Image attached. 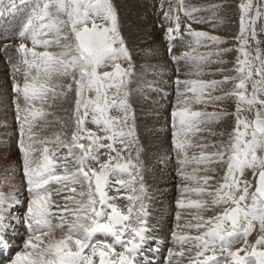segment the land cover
I'll list each match as a JSON object with an SVG mask.
<instances>
[{
	"label": "snow or ice",
	"instance_id": "snow-or-ice-1",
	"mask_svg": "<svg viewBox=\"0 0 264 264\" xmlns=\"http://www.w3.org/2000/svg\"><path fill=\"white\" fill-rule=\"evenodd\" d=\"M219 7L214 4L209 9ZM237 7L239 54L231 70L235 75L176 80L185 90L177 92L171 112L174 150L181 166L178 174L192 184L186 183L180 191L198 198L177 200L178 208L195 212L189 221L176 225L189 231L171 233L179 248H169L167 264H264V56L255 29L256 20L264 15V0H241ZM25 9L27 20L15 46L24 65V80L14 83L13 91L20 121L18 151L30 199L21 220L15 215L21 200L13 192L0 191V264H135L149 239L145 235L148 212L143 203L146 189L140 175L135 115L128 100L132 56L118 9L113 0H0V17ZM253 9L255 16L250 15ZM205 10L188 8L184 0H177V6L164 12L165 20L174 25L166 28L167 38L181 36V13L200 24L206 21L193 14ZM184 34L196 46L204 40L225 43L219 36L193 29L191 23L184 24ZM250 41L257 45L254 52L249 50ZM231 50L218 49L215 55ZM212 55L185 53L173 59L190 60L193 72L189 75L201 77L204 63H224L209 60ZM229 83V91L213 94ZM70 93V137L59 131L52 138L39 137L33 131L37 122L60 123L47 109L67 101ZM230 98L235 100L234 112L216 108ZM194 104L212 105L215 110L194 109ZM228 116L234 117V126L227 141H207L205 133L223 136L213 126ZM208 148L216 150L205 151ZM189 149H198L199 154L190 156ZM188 165L196 167L186 172ZM122 191L127 194L120 195ZM119 200L128 204L122 208ZM204 212L215 214L205 216ZM176 219H181L179 211ZM20 223L27 235L18 247L14 241ZM257 230L259 235L250 244L248 237ZM240 241L242 246L233 250L232 245Z\"/></svg>",
	"mask_w": 264,
	"mask_h": 264
},
{
	"label": "rangeland",
	"instance_id": "rangeland-1",
	"mask_svg": "<svg viewBox=\"0 0 264 264\" xmlns=\"http://www.w3.org/2000/svg\"><path fill=\"white\" fill-rule=\"evenodd\" d=\"M240 2L241 0H184V4L188 8L195 6L197 8L207 9L193 14L194 17L203 18L206 22L200 24L194 23L181 13V36L169 40L166 36V28L174 25L171 21L165 20L164 12L168 11L171 7L177 6V0H113V3L118 9L123 35L132 56L133 75L128 84V100L131 110L135 115L136 135L139 138V143L136 147L140 149V175L143 177L142 182L146 189V193L143 194V203L146 205L148 214L153 210L155 213L159 214V219H161L162 222L168 221L172 223L174 228L171 230V233L175 230L179 232L189 231L188 229L177 228L176 225L178 223L183 225L186 221H189L191 219L190 213L195 212V209L178 208L177 200L181 199L182 196L185 200L197 199L195 194H182L180 191L186 183L189 184V186L192 185L191 182L182 180L181 176L178 174V169H180L181 166L177 162L179 155L174 150V129L172 127L171 112L178 98L177 92L185 90L184 85H178L176 80L179 79L182 81L185 79L197 78L220 80L224 75H235L231 70L239 54L236 50L239 46V41L236 37L240 31V10L237 7ZM253 2L256 3L257 0H253ZM214 4L221 5V7L214 10L209 9V6ZM18 15L20 17V26L18 25L19 27L16 29L15 33H18L26 22L28 10L25 9L23 12H18ZM250 15L255 16V9L252 10ZM187 23H191L195 30L205 31L210 35L221 37L225 43L213 44L210 41L204 40L201 46H196L192 38L184 34V24ZM1 26V28H5L3 25ZM255 29L257 39L260 41L259 47L262 50L261 54L264 56V31H262V29H264V15L256 20ZM17 33L14 36L10 34V32L0 33V123H5V125L10 123V125L6 127L0 125V155L2 153V155H5V158L9 156L10 160H15L13 166L10 169L6 168L5 172L9 176H14L13 180L15 182L22 180V186L24 190L27 191V182H25L26 179L22 170L23 156L22 153L18 151L20 121L16 119L15 104L17 98L13 91L14 83H23L25 70L24 65L20 62V54L15 47L20 42V37ZM24 42L31 46L30 41L25 40ZM250 44L252 47L249 50L254 52L257 45L252 41H250ZM5 45H8V47H5ZM190 45L191 48L195 49L194 52L191 51ZM224 48L232 50L224 52L219 56L215 55L218 49ZM37 50L43 49L38 48ZM49 50L55 51L56 49L52 48ZM185 53H190L191 55H207L208 53H213V55L209 57V60H223L224 63H204L205 65L203 64L202 67L204 68L205 74L201 77H196L194 75H189V73L193 72V64L190 60L173 59V57H183ZM14 65L16 67H14ZM17 68L20 70L17 71ZM217 68L224 69V71L217 73L215 71ZM135 82L144 83L139 91L141 93L146 92L148 94V96H146L148 97L147 99L143 97L142 100L139 97L137 90L140 85L135 84ZM151 84H155L164 90L168 89L169 92L165 95L162 90L161 94L158 95V100H156V98L152 99V96L157 95V93L155 89L152 91L150 87ZM231 87L232 83L222 85L213 94H222V92L229 91ZM148 90H150V92H147ZM163 95L168 98H164ZM68 100L58 101L54 108L47 109L55 113L60 123L45 125L43 121H38V126L33 128V131L37 132L39 137L52 138L53 134L58 131L66 133L67 136L70 137L73 128L71 120L72 105L69 109L67 104ZM19 103L21 109H23L25 104L22 97L19 99ZM194 106L197 109L209 112L215 110L212 105H208L206 108L204 105L194 104L193 108ZM37 107H39V105H37ZM216 108H221L230 113L234 112L235 100L234 98L225 100L218 104ZM159 109H161L162 112H166V114L159 112ZM157 113H161V115H156ZM244 115L250 116L251 114L244 113ZM48 119L51 120L53 118L48 117ZM88 126L95 128V126L91 124ZM233 126L234 117L228 116L221 120L218 125L213 126V131L223 133V136H211L207 133H205L204 136L209 142L212 140L227 141L228 133L232 131ZM13 137H16V140L14 139V145L9 141ZM166 145H168L170 156L168 159L169 163L164 166ZM12 147L13 150L11 149ZM37 147L39 146L37 145ZM215 150V148L206 149L208 152ZM193 152L197 155L199 154L198 149H189L188 154L191 156ZM60 153L64 155L65 150H60ZM131 155L133 160H135V147L132 149ZM37 156L38 154L34 156V159H36ZM194 167H196V165H188L185 166L183 170L191 172ZM2 168H4V165H2ZM13 169H15L16 172H14ZM217 171L219 172V169ZM220 174L222 175V172ZM17 175L18 177H16ZM136 187L139 189V184H137ZM55 189L56 186L53 185V192H55ZM167 190L170 191L168 192ZM126 194L127 193L123 191L120 193L122 196ZM110 195H115V193H110ZM23 197L26 201L30 199L27 192ZM53 199L57 200V202L61 200V198L55 195ZM26 201L23 202L25 208L18 210V216H21V219L27 209ZM118 203L123 208L128 204V201L119 200ZM22 210L24 211L22 212ZM165 210L169 211L165 216H162V212H165ZM177 211L181 213V219L179 221L176 219ZM214 214V212L203 213L205 216ZM21 232L23 231H20V233ZM171 233L168 234L171 235ZM60 234L59 231L56 233L57 236ZM257 235H259L258 230L254 231L252 235L248 237L250 244L254 243ZM18 237L19 236H17L16 239H19ZM241 246V244L235 243L232 245V248L235 250Z\"/></svg>",
	"mask_w": 264,
	"mask_h": 264
},
{
	"label": "bare ground",
	"instance_id": "bare-ground-1",
	"mask_svg": "<svg viewBox=\"0 0 264 264\" xmlns=\"http://www.w3.org/2000/svg\"><path fill=\"white\" fill-rule=\"evenodd\" d=\"M19 18L20 17L18 15V13L14 14V15H7V16L5 15L3 17H0V24L5 27V28H1L2 26L0 25V33L10 32V34H12L13 36L16 35L17 32L15 33V31L20 26L19 25ZM3 29H4V31H3ZM149 38H150V36H149ZM135 84L140 85V86L138 85L139 87L137 90V93H139V97L142 100H143V97L147 99L148 97H146V96H148V94L146 92L141 93L139 91V90H141V88H142L141 86L144 83L141 84V83L135 82ZM150 87H151L152 91L155 89V91L157 93V95L152 96L153 97L152 99L156 98V100H158V95L161 94L162 90L165 93V95L167 94V92H169L168 89L164 90L161 87L156 86L155 84H151ZM142 91H144V90H142ZM147 92H150V90H148ZM165 95H163L164 98H168V97H165ZM71 99H72V95L70 94L69 100L67 102L69 109L71 108V105H72ZM194 109H197V108H195V106H194ZM159 112L166 114V112H162L161 109H159ZM161 113H157L156 115H161ZM0 125H3L5 127V123H0ZM7 125L9 126L10 123H7ZM14 139L16 140V137H13L12 139L9 140L10 143L13 145L15 143ZM11 149L13 150V147ZM191 153H192V151H191ZM193 154H195V152H193ZM169 156H170L169 148H168V145H166V157H164L165 162L163 163L164 166H166L169 163L168 162ZM14 161L15 160H10L9 156L5 158V155H2V153H1V155H0V182H3L4 186L0 187V191L5 192L6 194L9 192L15 193L17 195V198L21 200V203L18 206V210H20V209L25 208V205L23 202L26 201V199H24L23 196L27 191L24 190V187L22 186V184H23L22 180H19V182H15L13 180L14 176H9L5 172L6 168L10 169L13 166ZM2 165H4V168H2ZM13 170H14V172H16L15 169H13ZM16 177H18V175ZM167 191L169 192L170 190H167ZM26 208H27V206H26ZM18 210L15 213V215H17V216H18ZM23 211L24 210H22V212ZM156 211H158V210H156ZM168 211L169 210H165V212H162V216H165L168 213ZM18 217H21V216H18ZM146 219H147V227L149 228V232H147L145 235L147 237H149V239L146 240L142 249H140L138 254L136 255L135 264H167V253H168L169 248H172L174 250H178V248H179L178 245L174 244L171 235L168 234V233H171V230L174 228V226L172 225V223H170L168 221L162 222L161 219H159V214L155 213V211H153V210L150 211V214H148ZM20 231H23V232L20 233ZM175 231H177L179 233L178 230H175ZM26 234H27V232H26L25 225L23 223L18 224L16 226V237L19 236L18 237L19 239L15 238V241H14L15 243L17 242L16 244L18 247L22 246V240L26 236ZM236 244L242 245L243 241H240ZM117 248L119 250V246H117Z\"/></svg>",
	"mask_w": 264,
	"mask_h": 264
}]
</instances>
